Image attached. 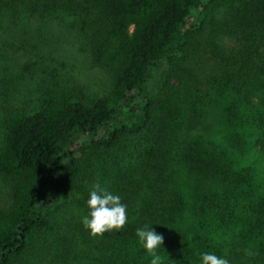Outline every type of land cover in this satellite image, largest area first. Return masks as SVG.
Wrapping results in <instances>:
<instances>
[{
	"label": "trees",
	"instance_id": "1",
	"mask_svg": "<svg viewBox=\"0 0 264 264\" xmlns=\"http://www.w3.org/2000/svg\"><path fill=\"white\" fill-rule=\"evenodd\" d=\"M16 25L75 31L107 86L47 67L11 104L0 74V264H150L145 224L162 264H264V0H0ZM95 184L128 220L91 237Z\"/></svg>",
	"mask_w": 264,
	"mask_h": 264
},
{
	"label": "rangeland",
	"instance_id": "2",
	"mask_svg": "<svg viewBox=\"0 0 264 264\" xmlns=\"http://www.w3.org/2000/svg\"><path fill=\"white\" fill-rule=\"evenodd\" d=\"M13 30V37L0 33V74H4L9 81L10 90L13 92L11 104L33 95L31 92L40 81V73L47 67L56 68L62 82L82 85L90 95L105 92L106 74L90 64L84 51L80 49L85 42L78 40L75 31L58 32L54 27L48 29L45 26L34 30L32 25L26 28L16 25ZM35 34H38L37 39H33ZM152 86L153 81L150 89ZM1 131L0 127V136ZM5 200V188L0 182V204ZM70 200L62 199L54 215L67 216L69 206L65 204H69Z\"/></svg>",
	"mask_w": 264,
	"mask_h": 264
},
{
	"label": "clouds",
	"instance_id": "3",
	"mask_svg": "<svg viewBox=\"0 0 264 264\" xmlns=\"http://www.w3.org/2000/svg\"><path fill=\"white\" fill-rule=\"evenodd\" d=\"M87 201L90 213L82 218V224L90 230L91 237H98L110 230L122 229L127 223V206L121 203V197L113 195L100 184L93 185ZM136 236L151 256L150 264H162V258L157 249L163 244V236L158 234L152 227L145 224L136 230ZM246 255H251L245 250ZM202 264H229L227 259L217 257L211 253H204L201 257Z\"/></svg>",
	"mask_w": 264,
	"mask_h": 264
}]
</instances>
